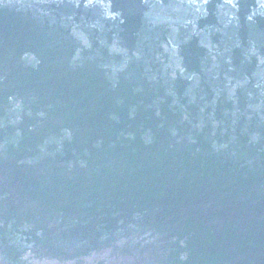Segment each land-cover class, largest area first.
<instances>
[{"label":"water","instance_id":"1","mask_svg":"<svg viewBox=\"0 0 264 264\" xmlns=\"http://www.w3.org/2000/svg\"><path fill=\"white\" fill-rule=\"evenodd\" d=\"M0 264H264V0H0Z\"/></svg>","mask_w":264,"mask_h":264}]
</instances>
